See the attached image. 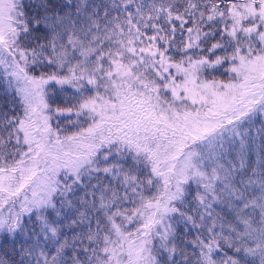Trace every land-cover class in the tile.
<instances>
[{
	"label": "snow or ice",
	"instance_id": "1",
	"mask_svg": "<svg viewBox=\"0 0 264 264\" xmlns=\"http://www.w3.org/2000/svg\"><path fill=\"white\" fill-rule=\"evenodd\" d=\"M0 264H264V0H0Z\"/></svg>",
	"mask_w": 264,
	"mask_h": 264
}]
</instances>
